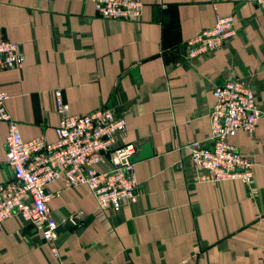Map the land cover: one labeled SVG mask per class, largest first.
Instances as JSON below:
<instances>
[{"label":"crops","instance_id":"crops-1","mask_svg":"<svg viewBox=\"0 0 264 264\" xmlns=\"http://www.w3.org/2000/svg\"><path fill=\"white\" fill-rule=\"evenodd\" d=\"M135 20L105 19L90 0H0V37L20 43L24 61L0 70V91L23 139H55V90L70 112L110 106L126 120L118 143H148L135 161L138 196L101 209L85 186L48 185L55 246L14 215L0 227V264H264V116L236 148L254 161L250 181H201L188 145L207 141L213 89L240 78L264 110V12L247 0H143ZM236 33L193 59L184 44L215 16ZM7 124L0 121V182ZM103 168L109 163L104 161ZM87 220V222H85Z\"/></svg>","mask_w":264,"mask_h":264},{"label":"built area","instance_id":"built-area-1","mask_svg":"<svg viewBox=\"0 0 264 264\" xmlns=\"http://www.w3.org/2000/svg\"><path fill=\"white\" fill-rule=\"evenodd\" d=\"M96 14L105 19L135 20L144 6L143 0H90ZM264 12V0H247ZM236 33L232 14L215 16L211 27L185 41V58L193 59L216 49ZM24 55L20 43L0 37V70L22 65ZM208 113L210 134L207 141L188 145L192 166L201 181L219 182L226 179L250 181L254 161L230 142L242 130L253 134L264 116L256 103L251 87L240 78H227L217 85ZM58 123L55 139L43 135L23 139L19 122L6 107L8 95L0 91V121L7 124L5 164L12 177L0 182V227L14 215L31 221L40 230L42 239L52 245L59 223L52 215L50 200L58 191L48 185L63 179L65 187L85 186L101 209L119 210L133 203L138 196V181L132 157L139 151L132 142L118 143L126 130V120L110 106H101L84 114L70 112L61 90L53 93ZM109 163L103 168L102 163Z\"/></svg>","mask_w":264,"mask_h":264},{"label":"water","instance_id":"water-1","mask_svg":"<svg viewBox=\"0 0 264 264\" xmlns=\"http://www.w3.org/2000/svg\"><path fill=\"white\" fill-rule=\"evenodd\" d=\"M151 153H152V150L150 149L148 143H144L140 146V150L138 151V153L134 155L131 159L132 161L135 162L137 160L150 156ZM85 222H87V220ZM66 234L67 233H59V236L57 237L55 242L56 243L60 242L66 236Z\"/></svg>","mask_w":264,"mask_h":264}]
</instances>
